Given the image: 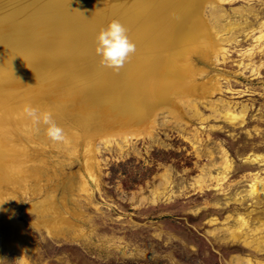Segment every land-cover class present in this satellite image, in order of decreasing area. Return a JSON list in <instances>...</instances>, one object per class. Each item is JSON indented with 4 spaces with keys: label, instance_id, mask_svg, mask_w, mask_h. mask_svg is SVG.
<instances>
[{
    "label": "rangeland",
    "instance_id": "1",
    "mask_svg": "<svg viewBox=\"0 0 264 264\" xmlns=\"http://www.w3.org/2000/svg\"><path fill=\"white\" fill-rule=\"evenodd\" d=\"M221 12V38L232 40L196 62L198 85L218 84L197 114L159 116L152 135L129 136L122 148L118 139L94 142V181L82 171L81 136L69 155L43 137L46 147L27 152L32 173L43 163L40 174L0 185V264H229L233 255L264 262V189H250L264 183V46L255 41L264 0H223ZM229 104L247 106L240 119H225ZM84 176L88 193L76 189ZM47 197L59 205L60 232L28 209ZM239 214L247 226L238 227ZM13 221L22 244V236L7 242Z\"/></svg>",
    "mask_w": 264,
    "mask_h": 264
},
{
    "label": "bare ground",
    "instance_id": "2",
    "mask_svg": "<svg viewBox=\"0 0 264 264\" xmlns=\"http://www.w3.org/2000/svg\"><path fill=\"white\" fill-rule=\"evenodd\" d=\"M221 1L0 0V185L40 174L43 163H35L32 173L34 164L28 162L27 152L35 150L37 143L42 149L46 147L43 138L51 141L47 126L33 125L23 115L26 104L52 114L69 141L54 142V146L68 151V155L82 137V171L92 180L98 163L92 156L94 142L118 139L122 148L129 136L152 135L159 116L181 122L189 111L197 114L200 99L209 101L204 93L211 95L218 84L205 81L199 86L196 78L202 70L197 71L196 62L223 52L220 39L232 40V35L221 38L227 36V27L220 21ZM113 20L127 29L136 45V52L119 72L103 67L95 51L99 32ZM258 26L261 29L255 37L256 45L264 46V21ZM233 107L229 104L226 108L225 119H240L247 106L242 105L238 111ZM161 123L168 125L170 121L163 119ZM257 156L252 158L259 159ZM224 161L227 170L228 162ZM259 181L251 183L252 192L264 189ZM76 183L78 191L88 193L85 176ZM56 205L47 197L30 203L28 209L39 225L60 232L64 222L63 217L56 216ZM238 219L239 228L247 226L244 216L239 214ZM10 232L7 242L21 236L20 244L25 240L14 221ZM230 233L232 237L237 235L236 229ZM228 263L251 261L233 255ZM255 264L264 262L256 260Z\"/></svg>",
    "mask_w": 264,
    "mask_h": 264
},
{
    "label": "clouds",
    "instance_id": "3",
    "mask_svg": "<svg viewBox=\"0 0 264 264\" xmlns=\"http://www.w3.org/2000/svg\"><path fill=\"white\" fill-rule=\"evenodd\" d=\"M95 51L101 57L100 63L103 67L119 72L130 55L136 52V45L129 39L127 29L119 21L113 20L99 32ZM22 111L25 117L31 119L33 125L47 126L46 134L53 142H69L64 129L56 123L50 112H41L38 106L31 104H26Z\"/></svg>",
    "mask_w": 264,
    "mask_h": 264
}]
</instances>
